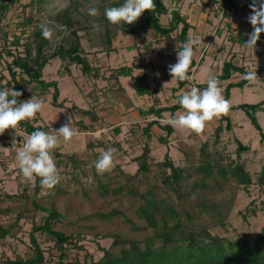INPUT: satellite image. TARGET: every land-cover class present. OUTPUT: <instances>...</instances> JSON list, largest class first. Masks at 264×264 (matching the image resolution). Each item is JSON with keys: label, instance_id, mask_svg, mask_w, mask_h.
Wrapping results in <instances>:
<instances>
[{"label": "rangeland", "instance_id": "374dc122", "mask_svg": "<svg viewBox=\"0 0 264 264\" xmlns=\"http://www.w3.org/2000/svg\"><path fill=\"white\" fill-rule=\"evenodd\" d=\"M97 1L94 0V2ZM163 1L170 8L179 7L184 11L180 10L183 15L196 20L193 21L198 28L196 27L192 31V37L200 36L204 43L194 46V49L199 52V60H201L202 54L206 55L198 66L196 64L197 68L191 69L190 73L193 78L195 75L196 82H200L199 84L206 82L209 74H213L214 70L221 72L220 69L224 61L230 59L237 65L244 64L248 71H256L260 78L259 86L246 84L243 87H232L231 102L237 104L255 103L264 98V73L262 72L264 60L261 59L263 52L259 54L256 48L253 51L241 44L235 45L229 39L230 32L241 27L242 16L247 15V11H235L234 14L232 12L227 14L220 9L216 0ZM250 1L252 0H236L239 4ZM67 4L68 1L63 0H36L34 4L32 0H12L10 9L0 18V90L13 89L9 65L14 66L12 62L16 57L26 56L27 44L31 42L32 33L37 26L42 22L48 24L47 21L52 18L53 14ZM85 11L84 8H81L78 15L82 26L91 24L95 20L93 17L85 18L83 16ZM170 17V13L162 15V23L167 24ZM205 17L208 18L207 21H204ZM202 22L205 29L201 33L199 27L201 28L202 24L200 25V23ZM233 24L234 26H232ZM48 26L54 27L53 24ZM180 28L181 25L171 33L172 35L162 36L159 41H164L166 38L165 40L174 44L178 40ZM55 30L54 28L53 31L55 32ZM151 32L153 36L159 37L156 32ZM78 33L84 54L91 61L92 66H99L101 63L102 66H119L131 62L133 53H130V57L124 53V57L119 56L120 59L114 60L113 64L109 56L104 55L101 58L99 54L106 51H101L100 47L92 45L95 43V36H98L97 30L85 31L82 29ZM121 37L120 35L115 40L116 46H118V42H122ZM140 41H144V39L141 37ZM233 46L237 49L235 50ZM243 48H245V52L241 51ZM157 52L153 53L154 57L160 54L159 57L162 58V50ZM34 54L35 49L32 48V55L34 56ZM212 59H214L213 64ZM15 70L16 79L21 83L20 102L30 99L33 95L44 100L42 111L37 113L31 121L35 125L44 127L46 132H52L58 130L65 123H69L71 117V127L76 132L71 141L64 142L61 138L59 147L53 150L52 155L62 179L52 188L42 187L38 203L63 213L64 218L55 221L54 228L66 234L75 235V242L82 247H68L69 255L60 257L59 262L60 252L54 246L55 241L47 233L37 232L46 258L43 264H77V262L97 261L104 254L102 248H109L113 242V238L108 236L111 232L117 231L122 235L134 237H142L150 232V229L133 232L122 218L104 221L92 216L95 213L119 208L136 219L133 208L139 203L138 198L127 193V188L119 193H115L114 190L119 183L125 180L118 164H122L123 170L128 172L136 171L137 164L131 155L137 154L138 150L127 151L124 149L127 144L124 142L125 133L119 135L123 144L122 148L113 145L115 135L112 132L117 127L119 118L115 114L114 117L107 116L106 113L110 111L112 103L118 98L111 92L112 90L109 91L105 85L106 82L97 81L93 73H84L80 65L70 63L68 59L59 57L50 59L43 70V78L58 81L60 94L57 101L63 103L59 107L53 103V88L42 92L34 82L27 83L28 76L26 74L18 68ZM243 77V74L234 73L231 81L237 82ZM226 83H220L223 95ZM183 90L181 91L183 92ZM115 108H117L115 111L118 110L117 106ZM82 109L94 112L98 118L101 116L106 128L102 131L84 128L83 126L92 124L93 115L91 113L84 115ZM257 113L258 121L264 131V111ZM229 114L232 117L231 119L229 116L230 127L227 126V115L223 114L206 122L202 133H189L187 139L189 146L186 147L189 150L187 153L189 156L186 159L178 149V141L172 143L173 155L169 156H172L174 163L182 159L180 165L184 166V172L179 181L170 179L169 182H166L164 177L170 173V170L163 165H155L152 172L147 175V179L141 181L140 185L142 190L153 185L157 198L173 202L182 214L190 213L189 219L192 221H189L193 224L195 222L198 225H205L214 234L233 239L244 237L253 240L261 233L264 226V184L259 181V174L264 166V139L261 138L259 131L244 110L232 109L229 110ZM130 125L128 124V126ZM28 135L30 134L26 133L20 125L16 130L10 128L0 135V223L10 224L13 228L12 234L0 240V264L6 258L15 259L18 256L25 258L32 254L30 232L33 224L42 223L46 215L45 212L36 209L33 205L35 178L31 181L26 180L16 161L17 149L23 146ZM94 140L103 143L96 145ZM237 140H240L249 149L240 151ZM90 143L95 145L91 146ZM110 147L116 149V166L111 172L98 175L94 167V161L99 158L100 154L98 150H107ZM162 149L165 147L154 146L152 156L158 157ZM166 153L169 154V152ZM160 157L163 160L164 154H161ZM236 162H242L251 174L250 184H239L230 174L222 179L223 177L217 175L219 173L216 169L211 176L218 177V181L195 170V167L201 163H218L227 167ZM89 177L93 179L92 183L88 182ZM96 177H98L97 180L108 182L110 193L100 194ZM7 194L14 196L9 197ZM211 208L218 209L220 213L212 216L209 211ZM161 223L162 220L159 221V225Z\"/></svg>", "mask_w": 264, "mask_h": 264}, {"label": "trees", "instance_id": "16d2710c", "mask_svg": "<svg viewBox=\"0 0 264 264\" xmlns=\"http://www.w3.org/2000/svg\"><path fill=\"white\" fill-rule=\"evenodd\" d=\"M34 1L32 0L33 4ZM220 5V9L227 8L235 11H247L248 17L252 14L249 5L252 3L244 2L237 3L236 0H216ZM12 0H0V18L10 9ZM124 3V0H68V4L53 14L52 18L48 20V25L53 24L52 29H56L52 40L44 39L41 34V29L37 26L36 30L32 33V40L27 44L26 56H18L13 60L14 66H10V73L12 74L13 89L21 92V83L16 79L15 69L18 68L22 73L28 76L27 83H35V86L42 92L49 91L53 88L52 97L55 106H62V102H58L59 97V85L57 80H45L43 78V70L48 64L50 59L56 57L62 59H68L70 63L80 65L82 71L86 74L93 73L98 76L99 69L92 66L91 61L84 54V50L81 43L80 34L78 31L82 29L85 31L93 30L92 24L86 26L81 25L80 14L81 8H84L85 18H90L88 15V8L95 6L99 9V15L94 17L95 21L99 24L100 30H98V36H95L92 43L95 47H100L101 51L110 52L115 49L114 42L120 35H135L138 32L154 31L162 36H167L170 33L177 30L180 25L181 28L178 33V41L182 44L186 41L189 35V29L192 24L187 20V17L183 15L179 7L170 8L163 0H154L156 8L153 11H145L141 17L133 24H121L112 25L108 22L104 15V10L108 6H119ZM170 13L171 17L167 24L162 23L161 16ZM60 36V37H59ZM59 38H61L59 40ZM229 39L233 43H246L248 40V34H245L241 27L238 30L230 32ZM264 40V32L261 33L260 40ZM59 40V41H58ZM32 48L35 49L34 56L32 55ZM49 53V54H48ZM196 61L190 67H193ZM15 68V69H14ZM132 67L128 65H122L113 71V75L118 77L119 75L131 74ZM239 72L245 75L246 70L244 66L235 64L232 60L224 61L221 68V72L215 76L219 80L231 79L232 75ZM186 81V80H185ZM185 81L178 80V89H183ZM249 82L243 78L237 82L229 81L224 88V97L229 100L232 87H243ZM200 86L204 89L207 84L201 83ZM133 88L136 93L142 95L149 93L150 86L146 75H141L135 78L133 82ZM117 98L123 97V88L120 86L115 90ZM184 92V90H183ZM181 92L178 97L183 93ZM11 99V97H9ZM20 102V97L17 98ZM180 108V105L176 102L171 106H165L157 108L155 106L150 107L144 113H155L161 115L165 110H170L172 113ZM230 109H242L246 112L252 124L259 131L261 138L264 139V131L260 122L258 121L257 112L264 111V98L255 103H241L231 105ZM83 114L87 115L91 113L92 124L83 126L86 129L96 131L102 127V118L97 117L94 112L90 110L82 109ZM158 121V120H157ZM227 126L230 127V118L226 116ZM153 120L148 122L144 128L147 140L142 148V152L133 158L137 163V169L134 172H128L123 170L121 165L118 164V168L124 174L125 180L119 183L114 189L115 193H119L124 188H127V193L138 198L139 203L135 206L134 215L135 218L129 216L124 210L119 208H113L106 212H99L92 214L104 221H112L122 218L125 224L130 227L133 232H138L143 229L151 230L144 234L142 237L125 236L119 232H111L108 236L113 238V242L109 248H102L104 254L97 260H91L90 262H77V264H264V226L261 233L253 240L248 238H229L228 236L214 234L205 225H198L189 220L190 213L182 214V212L174 206L173 202H167L164 199L157 198L154 186H150L145 190L141 189V181L147 179V175L152 172V168L155 165H163L170 170L168 175H165L164 179L169 182L170 179L179 181L184 172V166L175 164L173 159L168 153L165 154L164 159L161 161H153L151 159V146L149 140L152 137L150 131ZM19 125L28 134H31L35 130L45 131V128L39 125H35L31 120L21 121ZM160 126L167 131L166 136H160V142H168V136L172 133L173 127L169 124H160ZM119 131V129H117ZM96 145H101L103 142L94 140ZM238 149L247 150L248 146L244 145L240 140H237ZM91 146L95 145L90 143ZM113 145L121 148V143L113 141ZM189 144L186 145L188 147ZM183 148L185 159L189 150ZM214 169L219 173V177L226 178L227 174H230L233 179L239 184H250L252 176L245 165L242 162H236L234 165L227 167L219 165L218 163H205L199 164L195 167L198 173L213 177L217 180L218 177L211 176ZM126 171V172H125ZM165 172V171H164ZM166 174V172H165ZM98 191L101 195H107L110 193L108 188V182L104 180H97ZM259 181L264 184V166L259 174ZM42 189L40 184V178L35 177L33 205L36 209L46 213L42 223H34L30 232V242L33 252L31 255L25 258L18 256L15 259L6 258L1 264H43L46 260L44 251L41 248V244L37 237V232H45L51 237L55 244L54 246L60 252V257H66L68 254V247L77 246L75 242V235L66 234L65 232L55 229L53 224L55 221L64 218V214L54 208H48L38 203L39 193ZM13 197L12 194L8 195ZM210 214L216 215L218 209L211 208ZM255 213V212H254ZM162 220L161 225L159 221ZM141 222V224H140ZM13 233L12 225H4L0 223V240ZM81 239V238H79ZM82 240V239H81Z\"/></svg>", "mask_w": 264, "mask_h": 264}, {"label": "clouds", "instance_id": "9594fccd", "mask_svg": "<svg viewBox=\"0 0 264 264\" xmlns=\"http://www.w3.org/2000/svg\"><path fill=\"white\" fill-rule=\"evenodd\" d=\"M251 15L248 17L253 31L248 34V40L244 44L250 49L256 48L260 35L264 32V0H252L249 5ZM156 8L154 0H124L119 6H108L104 10V15L112 25L133 24L141 15ZM90 17H97L99 9L95 6L88 8ZM94 30H100L99 24L93 20L91 22ZM38 27L44 39L52 40L54 31L47 23H40ZM204 43L199 36H190L182 44L177 45V62L168 66V71L172 77L171 81H185L190 79L189 69L193 63L195 52L194 46ZM244 79L253 85L259 86L260 78L256 71L246 72ZM167 84V83H166ZM165 84V85H166ZM207 86L201 90L192 86L190 90L184 91L177 99V103L182 109L174 116H168L167 123L177 129H187L192 133L200 134L204 131L206 122L213 120L223 114H227L230 107V100L223 95V88L220 80L214 74H209L206 80ZM22 92L12 88L0 90V135L7 129H15L21 121L34 118L44 107V100L33 95L23 102L18 101ZM11 97V99H9ZM70 122L65 123L58 130L45 132L35 130L25 139L23 146L17 149L16 161L20 172L26 180L40 178L42 187L52 188L57 185L62 176L57 168L52 152L59 147L61 138L64 142L71 141L76 132L71 127ZM99 158L94 161V167L98 175L111 172L116 166L115 148L107 150L100 149ZM92 183L93 179L88 178Z\"/></svg>", "mask_w": 264, "mask_h": 264}, {"label": "crops", "instance_id": "0c3cea01", "mask_svg": "<svg viewBox=\"0 0 264 264\" xmlns=\"http://www.w3.org/2000/svg\"><path fill=\"white\" fill-rule=\"evenodd\" d=\"M180 5L182 6V3H180ZM207 19L208 18L204 19V21L205 20L207 21ZM187 20L192 24V27L189 30V35L193 36L192 31L196 27L198 28L197 24L194 22L196 20H194L192 17L191 19L187 18ZM201 24L202 26L201 28L199 27V30L202 33L205 27H204L203 22L200 23V25ZM241 24H240L241 28L245 34H249L253 31V28L251 27L250 23L241 22ZM232 26H234V24ZM141 33H143L145 36L142 35ZM170 35L172 34L170 33ZM121 36H122L121 37L122 42H118L117 43L118 46L114 44L115 46L114 50H111L110 52H102L99 55L101 58L104 57V55L109 56L111 63L113 64L114 60L120 59L119 56L123 58L124 53L128 57H130V53H133V55L131 56V60H130L131 62L130 63L126 62L119 66H102V63L99 64V66H95L96 68L100 70L98 76H96L97 81L102 80L103 82H106L105 85H107L109 91L111 90V88L115 90L116 88H119L120 86L123 88V91H124L122 92L123 97H119L118 100H115L114 102L115 103L117 102V103L115 104L113 102L112 107L109 108L110 111L106 113L107 116L111 115V117H114L116 115L119 118V121L116 124L117 127L112 132L115 135V138L113 141L120 142L121 146H123L121 139L119 138V135H124L125 133L124 142H126L127 144L125 145L124 149H127V151H130L131 149H136V151L138 150L137 154L133 156L131 155L133 159L134 157H136L142 152V148L145 144V141L148 139L146 136V133L144 132V128L146 127L148 122L156 120V122L152 123L151 129H150L152 133V137L149 140V144L151 146V154H150L151 159L153 161H161L162 158L160 157V155L164 154L165 156L166 152H169V155H173L172 143H174V141H178L177 142L178 149L182 154H184L183 148L186 147V145L188 144L187 139L190 133L189 130L187 129L182 130V129H177L173 127L172 133L168 136V142L163 143V142H160L159 140L160 136L167 135V131L163 129L160 126V124L162 125L168 124L167 123L168 116H174L176 113H178L182 109L179 108L173 113L170 110H165L161 113V115H156L155 113H149V114L144 113L146 110H148L152 106L160 108V107L171 106L175 104L177 101V96L182 92L181 91L182 89H178V80L171 81L172 77L170 76L169 71H168V66L173 65L177 62V45L179 46V44L181 43L177 40L174 44H171V42H168V40H165L166 38H164V41L162 40L159 41L162 35L159 34V37L156 35L153 36L151 31L138 32L135 35H121ZM141 37L144 39V41H140ZM234 44L236 45L237 43H234ZM238 44H241L244 47H246L244 45L245 43H238ZM256 49H257V52H259V54L263 52V56H264V40L263 39H261L260 42L257 43ZM161 50L163 53L162 58H160L161 56L159 57L160 54L155 55L154 57L153 53L157 51L160 52ZM241 51L245 52V48L241 49ZM194 52H195L194 60L196 61V64L198 66V64L201 63L200 61H202V59L206 55L205 53L202 54V57L200 58L201 60H199L198 59L199 52H197L195 49H194ZM247 54H249V52H247ZM263 56L261 57V59L264 60ZM101 58H100V61H101ZM213 60L214 59H212V64H213ZM196 64L193 67L197 68ZM122 65L131 66L132 67L131 74L119 75L118 77L113 75V71L116 68L121 67ZM245 65H247V62H245ZM241 66H244V64H242ZM244 67L246 68V70H248L246 66ZM217 71L218 70H214L213 74L217 75L220 73ZM262 72L264 73V66L262 67ZM236 73H239V72H236ZM141 75L147 76V79L149 81L150 90H151L149 93L142 94V95L136 93V91L133 88V82L135 78ZM194 79H195V75H194ZM231 80L232 79L222 80V81L220 80V83L221 84L224 82L228 83ZM202 83H206V82H202ZM248 84H251V83H248ZM111 92L115 94L114 91H111ZM230 98H231V92H230ZM230 98L229 100L231 102ZM236 104L237 103L231 102V105H236ZM238 104H241V103H238ZM116 106L118 107V110L115 111V109H117L115 108ZM229 110H232V109H229ZM225 115L231 117V115L229 114V111ZM128 124H131V125L128 126ZM105 128L106 127L104 126V122H102V127L99 128V131H102ZM117 129H119V131H117ZM186 132L188 134H185ZM181 134L183 135L185 134L184 135L185 137L182 136ZM154 146H156L157 148H159V146L160 147L162 146V148L165 147V149H162V152L161 154L158 155V157L152 156L154 152L153 151ZM134 162L136 163V161ZM180 162H182V159H180L175 164H180Z\"/></svg>", "mask_w": 264, "mask_h": 264}, {"label": "built area", "instance_id": "2783aa9c", "mask_svg": "<svg viewBox=\"0 0 264 264\" xmlns=\"http://www.w3.org/2000/svg\"><path fill=\"white\" fill-rule=\"evenodd\" d=\"M222 11L225 12V13H227V14H230V12H232V14L235 13V10H230V9H227V8H222ZM242 19H243L242 20L243 22L249 23L248 16L246 14L242 16ZM251 27H252V25H251ZM192 68L193 67H191L189 69V77H190V79H188V80L185 81V85H184L183 89H184V91H187V90H190V88L192 86H196V87L200 88L201 90H203V88L200 86V84L198 82H196V80L191 75L190 72H191V69Z\"/></svg>", "mask_w": 264, "mask_h": 264}, {"label": "water", "instance_id": "95a60500", "mask_svg": "<svg viewBox=\"0 0 264 264\" xmlns=\"http://www.w3.org/2000/svg\"><path fill=\"white\" fill-rule=\"evenodd\" d=\"M63 1H65V2H66V1H68V0H63Z\"/></svg>", "mask_w": 264, "mask_h": 264}]
</instances>
